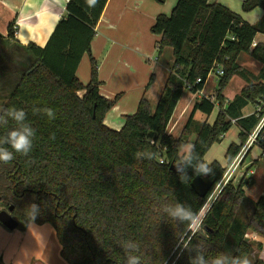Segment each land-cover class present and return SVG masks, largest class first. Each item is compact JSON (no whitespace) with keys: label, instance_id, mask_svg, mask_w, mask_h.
Returning <instances> with one entry per match:
<instances>
[{"label":"trees","instance_id":"16d2710c","mask_svg":"<svg viewBox=\"0 0 264 264\" xmlns=\"http://www.w3.org/2000/svg\"><path fill=\"white\" fill-rule=\"evenodd\" d=\"M107 2L97 0L89 7L86 0H69L67 15L44 47L18 44L14 22L6 37L0 34V108L25 110V123L35 130L28 155L13 152L10 163L0 162V211L13 206L12 216L21 230L30 222L53 225L68 264H126L125 242L138 245L130 251L141 258V264H189L199 253L209 264L219 254L249 258L252 251L246 232L251 230L264 240V195L255 201L247 197L245 188L253 184L251 178L238 185L229 182L211 203L203 217L202 229L208 231L205 240L191 236L187 224L173 220L163 208L179 202L199 212L260 124L264 110L257 106L264 102V43H253L259 34L264 35V15L250 24L219 3L177 0L171 14H159L151 28L159 37V53L169 46L174 56L156 107L143 97L137 111L125 115L123 127L114 130L105 118L121 94L113 99L100 94L98 63L92 55ZM256 8L264 10V0L243 1L244 12ZM18 53L34 64L16 58ZM86 54L91 67L90 80L84 84L77 70ZM241 54L260 62L261 70L255 74L241 66ZM217 67L224 74L219 76L213 98L203 96L194 103L178 138L168 134L184 92L202 91ZM234 76L246 85L226 102L223 91ZM249 105L254 112L245 115ZM33 108H51L55 119L43 112L33 114ZM215 108L214 122L204 121L193 130L196 113L210 116ZM234 124L240 141L228 147V165L205 162L209 149L221 143ZM16 126L9 120L7 126H0V136ZM262 137L264 126L257 141ZM189 144L195 146L192 164L205 163L212 171L199 175L214 184L205 198L191 186L198 176L191 167L187 170L190 179L183 183L170 169ZM260 145L264 147V142ZM145 151L156 155L137 158V152ZM32 204L39 206L35 216ZM258 250L252 264H264L260 254L264 243L258 244ZM0 264H5L2 257Z\"/></svg>","mask_w":264,"mask_h":264},{"label":"crops","instance_id":"0c3cea01","mask_svg":"<svg viewBox=\"0 0 264 264\" xmlns=\"http://www.w3.org/2000/svg\"><path fill=\"white\" fill-rule=\"evenodd\" d=\"M68 1L69 0H0V34L6 37L8 35L9 25L14 22L15 39L18 44L27 46L30 43H34L37 46L44 47L54 32L58 22L67 15L66 7ZM168 1H170L168 2L169 4L162 7L157 0H108L97 25L96 36L92 42L93 56L96 54L97 50H99V46L101 50L104 49V42L106 44L107 40L121 39L119 28L125 27L127 30L126 37L128 35L133 37V33L128 30L130 29L128 11H138L142 8L148 9L147 12H152V15L147 19V22L153 26L159 14L168 16L171 14L172 10L169 11V8L172 4H174V8L177 0ZM243 1L244 0H209L211 4L219 3L226 6L233 12L239 14L248 23L256 24L263 17L264 10L256 8L250 12H244L242 9ZM238 2L241 4L240 9H238ZM155 12L161 13L156 15L157 13ZM100 28H103V32L107 35V40L104 38L102 40L104 42L98 43L96 37H98V30ZM156 37L159 40V37ZM97 43L98 47L96 46ZM257 43H264L263 34L257 36L255 44ZM113 46L116 47V44ZM112 49L113 48H109L105 56L107 59H104L103 64L98 66L99 80L101 82L99 89L100 94L107 99H113L118 94L122 95L118 103L107 113L105 118V124L108 127L114 130H120L124 125L125 115L134 114L135 106H138L140 100L145 97V94L151 89L152 83H150V79L152 75L154 76L153 72L155 69L148 64L150 60L148 56L152 52H150L147 47H145L142 40L137 37L129 38L128 40L124 38V40H121L117 51L112 52ZM111 55H114V57L109 59ZM85 56L82 59L83 61ZM241 57H244L243 62L240 61ZM238 61L241 66L255 74L263 67L260 62L251 58L248 54H241ZM81 65L82 63H80L77 70V76L85 84V82H87V79L85 80L86 71L84 70V75L82 77ZM119 65L128 66L129 70L123 71L122 68L119 69ZM170 72L171 67L168 70L169 74ZM237 77L239 76H234L231 82ZM209 79L210 75L202 91L199 93L191 92L192 96L189 99L190 102L193 96H195L197 100L203 96L213 98L214 94L211 96L205 94ZM241 90L242 89H240V91ZM224 91L225 101L230 102L232 98L230 99ZM128 93L131 96H128ZM124 96L130 99L125 101ZM193 105L191 107H193ZM152 107L154 108V105H152ZM253 112L254 107L248 113L244 110L245 115H249ZM210 116H208V118ZM255 161L258 163L255 175L256 177L257 174L260 175L261 180H264V158L261 157ZM250 165L252 164L244 163V168H248ZM249 170L247 174H249ZM250 172L253 173V170L251 169ZM260 172L261 174H259ZM251 177L252 176H250V178ZM256 177L251 178L253 184L256 182ZM260 191L261 193L259 196L264 195V188ZM0 257H2L5 264H68L61 255V244L55 228L50 223L39 224L30 222L25 230L18 228L9 230L0 223Z\"/></svg>","mask_w":264,"mask_h":264},{"label":"rangeland","instance_id":"374dc122","mask_svg":"<svg viewBox=\"0 0 264 264\" xmlns=\"http://www.w3.org/2000/svg\"><path fill=\"white\" fill-rule=\"evenodd\" d=\"M164 1L165 2H163V3H161V2L159 3L160 6L165 7L169 4L168 2H170L168 0H164ZM173 6H174V4H172L170 6L169 11L172 10ZM238 6H239L238 9H240V7H241L240 2H238ZM147 11H148V9L142 8L141 10H138V11H132V12L128 11L127 12L128 18H130V23H129L130 29H128V30H129V32L133 33V37H131V35H128L126 37L127 30L124 27L121 29L119 28V30H120L119 34H120L121 39L117 38L116 40L115 39L107 40V38H106L107 35L103 32V28H100L98 30V35H97L98 37H96V40H98V43H99V42H104L102 40L104 38H106L107 42H106V44L104 42V47H103L104 49H102V50H101L100 46L98 47V43H97L96 46L99 48V50H97L96 54H94V56L96 58L94 56L93 57L97 60L98 66L99 65L101 66L104 62V59H107V57L105 58V56H106L109 48H113L112 52L117 51L119 44L121 43V40H124V38L126 40H128L129 38H136L137 37L140 40H142L145 47H147V49L150 52H152L148 56V58L150 59L148 64L150 66H153L155 69L153 72L154 79H153V82L151 84L152 87L145 94V97H146V99L149 100V102L152 105H154V107H156V104H157L159 97L161 95L160 93L164 89L165 83H166L167 78H168V74H169L168 70L170 69V67H172V64L174 62V56H173V49L169 46L164 47L162 53H159L158 49L155 47L158 39L151 31L152 24L147 22V19H149L151 17L152 12L148 13ZM161 12H155V13H157L156 15H158ZM114 44H116V47L113 46ZM113 57H114V55H111L109 59H112ZM243 60H244V57H241L240 61L243 62ZM81 63H82V65H81V76L83 77V75H84L83 72L85 70L86 71L85 80L87 79V82H85V84H87L89 82V79H90V67H91L90 56L88 54H86L84 61L82 60ZM121 68L123 71L129 70L128 66L119 65V69H121ZM218 83H219V76L216 74V72L211 73L210 79H209L208 85H207L208 88H207L205 94H207L209 96H211L213 94L215 95V92L218 88ZM243 85H245V81L243 79H241L240 77H237V78L233 79L231 84L226 88V90L224 92H225V94L228 95V97H230V99L231 98L234 99L235 95L240 93V89H242L241 87ZM128 96H131V95L128 93ZM191 96L192 95H191L190 91L187 90L184 92L183 97L179 101V103L175 109L174 115H173V117H172V119H171V121L167 127V133L170 135H173L176 138H178L181 135L182 130L184 129V127L186 126V124L189 120V117H190V114L192 111L191 106L197 101V98H195V96H193V98L190 102L189 99L191 98ZM121 97H122V95H121ZM129 99H130L129 97L124 96L125 101H127ZM260 104H261V102H259V105L257 106L258 108H259ZM136 107L138 108V106H135L134 112H136V110H137ZM252 108H253V106L249 105L245 109V112L248 113ZM217 113H218V109L215 108V110L213 111V114L208 118L207 115H205L201 112H197L195 115V121L192 125L193 130L197 129V127L200 124H202L204 121L209 120L208 123L211 124L215 120ZM239 132H240V130H239L238 126L233 125L232 128L230 129V131L225 134L223 141L221 143L214 144L209 149V151L206 153V155L204 157L205 162L211 163L213 161H218V162L222 163L221 165L226 167L228 165L226 158H225L226 151L228 150V147L232 143H238L240 141ZM194 138H195L194 135L191 136V140ZM261 142H264L263 137L261 138V141H259V142L256 139L252 145L247 144V142H246V144L243 146L242 150L240 151L238 157H236V164H235L232 172H230V175H229L230 178H229V181L226 183V185L229 182H232L234 185H238V183L242 179H244L246 181V180L250 179V176L256 177L255 172L257 170L258 163L255 160L261 158V156L263 155V150H264V147L262 145H260ZM244 163L245 164H249V163L252 164L249 166L250 168L249 167L248 168L250 170L252 169L253 173H251L248 168H246V167L244 168ZM248 170H249V174H247ZM259 174H261V172ZM263 188H264V180L263 179L261 180V176L257 174L256 182L254 184H252L251 186L246 187L245 192H246L247 197H249L250 199L255 201L260 197L259 196L261 193L260 190H263ZM213 199L210 201L209 206L211 205V202L213 201ZM206 211H207V209L205 210V212ZM196 234L199 236V238H200V236H206V232L203 229H201V231L197 232ZM192 235L193 234H191V236ZM245 238H246V240H248V242L251 245L252 253H251L250 257L248 258V260L252 264L253 261L259 255L258 244L260 242L264 243V240H263L262 236L258 235L257 233H255L251 230L246 232ZM260 254L264 258V253H260Z\"/></svg>","mask_w":264,"mask_h":264},{"label":"clouds","instance_id":"9594fccd","mask_svg":"<svg viewBox=\"0 0 264 264\" xmlns=\"http://www.w3.org/2000/svg\"><path fill=\"white\" fill-rule=\"evenodd\" d=\"M89 7L95 6L97 0H86ZM43 112L50 120L55 119V112L51 108H33V114ZM27 113L23 109L16 107L0 108V126H7L9 120L16 123V127L11 128L3 136H0V162L4 164L10 163L14 159V154L19 153L22 155H28L33 147V138L35 136V130L27 123ZM155 143L154 140L150 141ZM9 147L13 150L10 151ZM194 145H186L184 154L178 159L175 164V168L181 182H187L190 177L187 174V170L191 167L197 175L212 174L211 169L205 163L192 164V158L194 156ZM155 153L150 151L137 152V158L143 156L146 159H153ZM187 162V163H186ZM209 208V203L206 201L202 209L199 212H194L191 207L185 206L182 203H175L174 205H165L163 211L173 220L186 223L188 230L195 235L201 231L203 224V217L205 210ZM31 214L33 216L39 213V206L36 204L30 205ZM123 247L128 252L126 264H141V258L137 255H132L130 250L138 249V245L125 242ZM186 247V245H185ZM189 264H209V261L205 259L202 253L190 258ZM211 264H251L248 258L241 256H228L225 254L217 255Z\"/></svg>","mask_w":264,"mask_h":264},{"label":"water","instance_id":"95a60500","mask_svg":"<svg viewBox=\"0 0 264 264\" xmlns=\"http://www.w3.org/2000/svg\"><path fill=\"white\" fill-rule=\"evenodd\" d=\"M34 60H31V64H34ZM175 164L170 166V169L177 173ZM213 182L207 176H196L192 182L191 186L194 191L202 198H205L211 189L213 188ZM14 207L11 206L8 210L0 211V223L9 230H15L19 227V222L12 216Z\"/></svg>","mask_w":264,"mask_h":264},{"label":"built area","instance_id":"2783aa9c","mask_svg":"<svg viewBox=\"0 0 264 264\" xmlns=\"http://www.w3.org/2000/svg\"><path fill=\"white\" fill-rule=\"evenodd\" d=\"M253 45H256L255 42L253 43ZM216 72V74L218 76H222L224 74V70L220 67H217V69L214 71ZM213 73V71L211 72ZM198 82H200V79H198ZM264 110V102L261 103V105L259 106V108L257 110ZM264 126V115L261 119L260 124L257 126V128L254 130V132L251 134L249 140L247 141V144H253V142L257 139L260 131L262 130V127ZM248 149V148H247ZM238 157V156H237ZM262 158H264V152L263 155L261 156ZM163 162V161H162ZM236 164V159L233 161V163L228 167L226 173L224 174L222 180L219 182V184L213 189L209 199H208V203H210V201L213 199V201L216 199V197L219 195V193L223 190V188L226 186V183L229 181V175L230 172H232L234 166ZM212 201V202H213ZM211 202V203H212Z\"/></svg>","mask_w":264,"mask_h":264},{"label":"flooded vegetation","instance_id":"af4514ba","mask_svg":"<svg viewBox=\"0 0 264 264\" xmlns=\"http://www.w3.org/2000/svg\"><path fill=\"white\" fill-rule=\"evenodd\" d=\"M15 57L18 58V59H21L22 61H25L27 64L31 65V61L28 60V58L24 54L18 53ZM203 230L206 232V235H207L208 231L206 229H203ZM200 238L205 240L206 236H200Z\"/></svg>","mask_w":264,"mask_h":264}]
</instances>
